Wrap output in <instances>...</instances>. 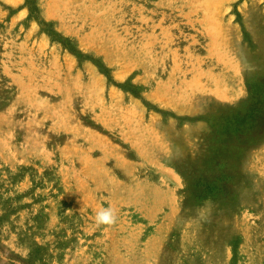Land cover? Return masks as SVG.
Here are the masks:
<instances>
[{"label": "rangeland", "instance_id": "374dc122", "mask_svg": "<svg viewBox=\"0 0 264 264\" xmlns=\"http://www.w3.org/2000/svg\"><path fill=\"white\" fill-rule=\"evenodd\" d=\"M0 264H264V0H0Z\"/></svg>", "mask_w": 264, "mask_h": 264}, {"label": "clouds", "instance_id": "9594fccd", "mask_svg": "<svg viewBox=\"0 0 264 264\" xmlns=\"http://www.w3.org/2000/svg\"><path fill=\"white\" fill-rule=\"evenodd\" d=\"M116 222H117V213L111 207L102 208L95 215V224L97 227L100 226L111 227L115 225Z\"/></svg>", "mask_w": 264, "mask_h": 264}]
</instances>
